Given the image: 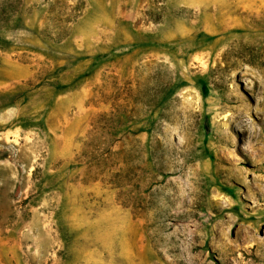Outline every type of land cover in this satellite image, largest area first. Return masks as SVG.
Returning <instances> with one entry per match:
<instances>
[{
  "label": "rangeland",
  "instance_id": "obj_1",
  "mask_svg": "<svg viewBox=\"0 0 264 264\" xmlns=\"http://www.w3.org/2000/svg\"><path fill=\"white\" fill-rule=\"evenodd\" d=\"M0 264H264V0H0Z\"/></svg>",
  "mask_w": 264,
  "mask_h": 264
}]
</instances>
